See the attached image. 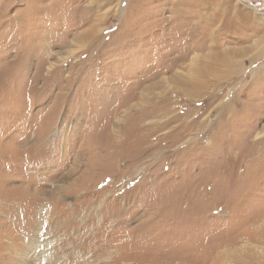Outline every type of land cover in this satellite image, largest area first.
Here are the masks:
<instances>
[{
    "label": "rangeland",
    "instance_id": "obj_1",
    "mask_svg": "<svg viewBox=\"0 0 264 264\" xmlns=\"http://www.w3.org/2000/svg\"><path fill=\"white\" fill-rule=\"evenodd\" d=\"M262 38L264 0H0V264H264Z\"/></svg>",
    "mask_w": 264,
    "mask_h": 264
},
{
    "label": "bare ground",
    "instance_id": "obj_2",
    "mask_svg": "<svg viewBox=\"0 0 264 264\" xmlns=\"http://www.w3.org/2000/svg\"><path fill=\"white\" fill-rule=\"evenodd\" d=\"M259 50L255 53L257 57H260L261 55H264V38H262L259 42H257L256 46ZM254 55V56H255ZM262 58V57H261Z\"/></svg>",
    "mask_w": 264,
    "mask_h": 264
}]
</instances>
